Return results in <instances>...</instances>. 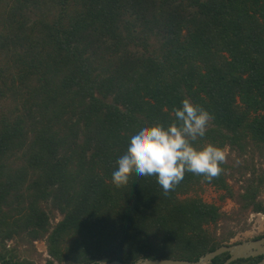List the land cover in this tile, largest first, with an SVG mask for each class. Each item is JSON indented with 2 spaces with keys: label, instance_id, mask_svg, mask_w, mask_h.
Here are the masks:
<instances>
[{
  "label": "trees",
  "instance_id": "obj_1",
  "mask_svg": "<svg viewBox=\"0 0 264 264\" xmlns=\"http://www.w3.org/2000/svg\"><path fill=\"white\" fill-rule=\"evenodd\" d=\"M8 98L0 264H27L7 257L15 237L45 239L67 264L196 261L233 237L217 234L233 218L197 195L204 186L234 199L236 216L264 214V171L243 161L264 149V0H0V102ZM185 99L212 117L195 145L228 147L235 164L223 161L211 180L186 172L167 193L135 170L113 183L131 130L175 122ZM227 170L249 175L236 194Z\"/></svg>",
  "mask_w": 264,
  "mask_h": 264
},
{
  "label": "clouds",
  "instance_id": "obj_2",
  "mask_svg": "<svg viewBox=\"0 0 264 264\" xmlns=\"http://www.w3.org/2000/svg\"><path fill=\"white\" fill-rule=\"evenodd\" d=\"M174 113L175 122L171 124L150 125L145 121L131 130L126 149L115 161L113 183L126 184L135 170L140 176H155L167 193L183 180L186 172L207 180L221 172L224 151L213 144L195 145L198 138L206 135L210 113L187 99ZM140 264H152V261L144 258Z\"/></svg>",
  "mask_w": 264,
  "mask_h": 264
},
{
  "label": "rangeland",
  "instance_id": "obj_3",
  "mask_svg": "<svg viewBox=\"0 0 264 264\" xmlns=\"http://www.w3.org/2000/svg\"><path fill=\"white\" fill-rule=\"evenodd\" d=\"M12 102L13 101L9 98L5 101L0 102V118L4 115H8L9 112L13 111V105L10 104ZM223 151L225 153L224 162L226 164H231L233 163V160L238 158L237 153H231L228 147H226ZM243 161L247 165L253 162L256 169L260 168L264 171V149L260 160L258 159V155L256 154L253 161L250 160V157H248V155L243 156ZM234 164L235 163H233V165ZM226 173L228 175V184L230 185L233 193L236 194L237 192L241 191V186L244 182L243 178L248 177L249 175L242 176L240 175V173H237L231 177L229 175V170H227ZM197 195L204 202L220 207V211L224 213L226 217L229 216L235 219L240 216L235 215V212L238 211L239 207L234 199L226 198L225 200H222L221 196L223 195V192L217 191L213 187L204 186L201 190L198 191ZM259 199L264 201V184L262 185V189L260 190ZM50 216L52 218V226H54L56 222L62 219V216L58 212L56 213V211L53 212V214H50ZM233 219L220 221L216 227L217 234H220L221 230L224 227L226 230H229L233 233V237L228 241V245L253 240L256 237L264 235V214L248 212L245 215H241L238 221ZM210 229L212 230L214 229V227H210ZM19 241V238L15 237L13 240L6 242L7 249L10 251L7 255L8 258H13L14 261L27 264H49V262L50 264H67L65 262H57L51 256H49L46 249L45 239H38L36 241L27 240L25 242Z\"/></svg>",
  "mask_w": 264,
  "mask_h": 264
},
{
  "label": "water",
  "instance_id": "obj_4",
  "mask_svg": "<svg viewBox=\"0 0 264 264\" xmlns=\"http://www.w3.org/2000/svg\"><path fill=\"white\" fill-rule=\"evenodd\" d=\"M228 254V258L222 264H231L240 259H249L260 257L256 264H264V236L259 239L243 241L239 243L221 245L215 250L207 252L200 256L196 261H187L181 259H151L152 264H212V260L222 254ZM140 258L129 264H140ZM99 264H122L119 260L109 262H99Z\"/></svg>",
  "mask_w": 264,
  "mask_h": 264
}]
</instances>
